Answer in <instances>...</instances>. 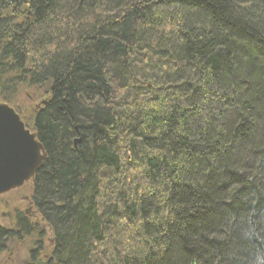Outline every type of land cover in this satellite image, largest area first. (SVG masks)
<instances>
[{"label": "trees", "instance_id": "1", "mask_svg": "<svg viewBox=\"0 0 264 264\" xmlns=\"http://www.w3.org/2000/svg\"><path fill=\"white\" fill-rule=\"evenodd\" d=\"M0 102L54 264H264V0H0Z\"/></svg>", "mask_w": 264, "mask_h": 264}, {"label": "water", "instance_id": "2", "mask_svg": "<svg viewBox=\"0 0 264 264\" xmlns=\"http://www.w3.org/2000/svg\"><path fill=\"white\" fill-rule=\"evenodd\" d=\"M79 139L74 140V148ZM46 153L19 114L0 102V196L21 188L43 165Z\"/></svg>", "mask_w": 264, "mask_h": 264}, {"label": "rangeland", "instance_id": "3", "mask_svg": "<svg viewBox=\"0 0 264 264\" xmlns=\"http://www.w3.org/2000/svg\"><path fill=\"white\" fill-rule=\"evenodd\" d=\"M33 104V107H35L36 103L32 102V95L27 92L25 93L24 90L19 91L16 97L15 104H18V111L23 119L27 120V116L29 111L31 110L29 104ZM80 139V138H77ZM78 144V143H77ZM76 144V147H77ZM74 147V144H73ZM75 147V148H76ZM235 152L240 151V147L234 146ZM242 159L245 160L244 156H241ZM31 195L32 194V184H25L21 188L12 190L4 195L0 196V230L3 231V229L13 230V235L10 236V238L5 234L3 237H0V243L4 242L2 245H5V250L0 251V264H21L22 263V254H21V248L23 247V244H25L27 247L34 241V239L29 238L24 232L18 231V228L24 227V224L21 223L17 226L15 225V218L17 215L16 209L23 210L24 203L21 201V198L24 197V195ZM15 210V211H14ZM38 220V226H37V232L41 231V228L43 229V221L39 220V217L37 215ZM46 228V226L44 225ZM17 233H16V232ZM43 241H46L47 239H50V235H48L47 230H45V234H41L40 238ZM9 240V241H8ZM65 253L63 254V256Z\"/></svg>", "mask_w": 264, "mask_h": 264}, {"label": "flooded vegetation", "instance_id": "4", "mask_svg": "<svg viewBox=\"0 0 264 264\" xmlns=\"http://www.w3.org/2000/svg\"><path fill=\"white\" fill-rule=\"evenodd\" d=\"M30 183L32 184V180H30L27 184ZM21 201L24 203V208L23 210L16 209L17 215L16 217H14L15 225L18 228V225L23 223L24 227L18 228V231H22L29 238L34 239V241L28 247L23 244V247L20 249L22 254L21 264H54L57 259V254H59L60 251L57 252V239L54 236L52 228H45L43 224V229L41 228V231L37 232V215L39 217V220H42L39 215V207L37 205V200L36 198H34L33 193L31 195H24V197L21 198ZM13 230L14 229L5 231V229H3L4 233L1 234L0 237H3L5 234L13 235ZM45 230H47V233L48 235H50L51 238L47 239L46 241H43V236L42 240L39 238L41 234H45ZM4 242L0 243V251L5 250V245H2Z\"/></svg>", "mask_w": 264, "mask_h": 264}]
</instances>
